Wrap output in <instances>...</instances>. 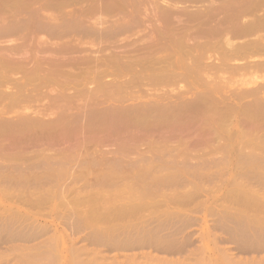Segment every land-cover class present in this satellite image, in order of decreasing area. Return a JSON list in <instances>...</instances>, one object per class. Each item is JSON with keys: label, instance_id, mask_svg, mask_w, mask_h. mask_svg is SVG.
Segmentation results:
<instances>
[{"label": "rangeland", "instance_id": "1", "mask_svg": "<svg viewBox=\"0 0 264 264\" xmlns=\"http://www.w3.org/2000/svg\"><path fill=\"white\" fill-rule=\"evenodd\" d=\"M263 22L264 0H0V252L264 264V91L227 99L264 90Z\"/></svg>", "mask_w": 264, "mask_h": 264}, {"label": "bare ground", "instance_id": "2", "mask_svg": "<svg viewBox=\"0 0 264 264\" xmlns=\"http://www.w3.org/2000/svg\"><path fill=\"white\" fill-rule=\"evenodd\" d=\"M263 23H264V22H263ZM260 24H261V22H260ZM260 24H258V25L260 26ZM248 25H249V24H248ZM253 25H254V24H253ZM230 26H231V25H230ZM251 26H252V24H251ZM254 26L257 27L256 25H254ZM226 27H227V26H226ZM238 28H239V26H238ZM238 28H236V29H238ZM244 28H245V27H244ZM252 28H253V27H252ZM261 28H262V26H261ZM239 29H240V28H239ZM262 29H263V28H262ZM233 30H234V29H233ZM247 30H248V29H247ZM250 30H251V29H250ZM252 30H253V29H252ZM254 30H255V29H254ZM234 31H235V30H234ZM241 31H243V30H241ZM241 31H240V32H241ZM225 32H226V31H225ZM230 32H232V31H230ZM236 32H237V31H236ZM240 32H239V33H240ZM247 33H248V32H247ZM247 33H246V34H247ZM250 33H251V32H250ZM237 35H238V33H237ZM240 35H241V34H240ZM242 35H243V33H242ZM240 37H241V36H240ZM226 38H227V37H226ZM227 39H228V38H227ZM252 39H253V38H252ZM231 41H232V40H231ZM233 41H234V40H233ZM242 41H243V40H242ZM246 42H247V40H246ZM152 43H153V42H152ZM228 43H229V42H228ZM230 43H231V42H230ZM242 43H243V42H242ZM247 43H248V42H247ZM212 45H213V44H212ZM237 45H238V43H237ZM243 45H244V44H243ZM226 46H227V44H226ZM254 46H256V45H254ZM235 47H236V46H235ZM251 47H252V46H251ZM258 47H259V46H258ZM258 47H257V49H258ZM262 47H264V46H262ZM243 48H244V47H243ZM259 48H260V47H259ZM232 49H233V47H232ZM246 49H247V48H246ZM257 49H256V51H258ZM236 50H237V49H235V52L237 53ZM217 51H219V50H217ZM233 51H234V50H233ZM239 51H240V50H239ZM247 51H248V50H247ZM259 51H260V50H259ZM261 51H262V50H261ZM214 52H215V51H214ZM224 52H225V51H224ZM248 53H249V52H248ZM225 54H226V53H224V55H225ZM227 54H229V53H227ZM254 54H255V53H254ZM201 55H202V54H201ZM217 55H218V54H217ZM224 55H223V57H224ZM245 55H246V54H245ZM250 55H251V54H250ZM252 55H253V54H252ZM260 55H261V54H260ZM199 56H200V55H199ZM228 56H229V55H228ZM234 56H235V55H234ZM234 56H233V57H234ZM247 56H248V55H247ZM258 56H259V55H258ZM200 57H201V56H200ZM219 57H220V56H219ZM225 57H226V56H225ZM238 57H239V56H238ZM242 57H243V56H242ZM248 57H249V56H248ZM254 57H255V56H254ZM259 57H260V56H259ZM221 58H222V57H221ZM229 58H231V57H229ZM255 58H256V57H255ZM199 59H200V58H199ZM199 59H198V60H199ZM232 59H233V58H232ZM236 59H237V58H236ZM256 59H257V58H256ZM21 60H22V59H21ZM191 60H192V58H191ZM237 60H238V59H237ZM241 60H242V59H241ZM247 60H248V59H247ZM193 61H194V60H193ZM242 61H243V60H242ZM194 62H195V61H194ZM260 62H261V61H260ZM21 63H22V61H21ZM57 63H58V62H57ZM198 63H199V61H198ZM216 63H217V62H216ZM241 63H242V62H241ZM241 63H240V64H241ZM53 64H54V62H53ZM59 64H60V63H59ZM192 64H193V63H192ZM233 64H234V63H233ZM262 64H263V66H264V63H263V62H261V65H262ZM40 65H42V64H40ZM196 65H197V64H196ZM203 65H204V64H203ZM207 65H208V64H207ZM211 65H212V64H211ZM220 65H221V63H220ZM223 65H224V63H223ZM227 65H228V64H227ZM230 65H231V64H230ZM250 65H252V64L250 63V64H249V67H250ZM261 65H260V66H261ZM52 66H53V65H52ZM59 66H60V65H59ZM209 66H210V65H209ZM241 66H242V65H241ZM244 66H245V65H244ZM41 67H42V66H41ZM55 67H57V66H55ZM196 67H198V66H196ZM196 67H195V68H196ZM199 67H200V66H199ZM201 67H202V66H201ZM216 67H217V66H216ZM218 67H219V65H218ZM230 67H231V66H230ZM230 67H228V68L230 69ZM25 68H27V67H25ZM31 68H32V67H31ZM35 68H36V67H35ZM51 68H53V67H51ZM211 68H212V67H211ZM244 68H245V67H244ZM45 69H46V68H45ZM49 69H50V68H49ZM197 69H198V68H197ZM242 69H243V68H242ZM248 69H249V68H248ZM37 70H38V69H37ZM41 70H43V69H41ZM41 70H40V71H41ZM50 70H51V69H50ZM52 70H53V69H52ZM56 70H57V69H56ZM202 70H203V69H202ZM257 70H258V69H257ZM27 71H28V70H27ZM42 72H43V71H42ZM42 72H41V73H42ZM162 72H163V71H162ZM206 72L208 73L209 70H208V71H205V73H206ZM210 72H211V71H210ZM210 72H209V73H210ZM33 73L36 74L35 71H34ZM203 73H204V72H203ZM195 74H196V73H195ZM254 74H255V73H254ZM49 75H50V74H49ZM153 75H154V74H153ZM153 75H152V76H153ZM159 75H161V74H159ZM162 75H163V74H162ZM203 75H204V74H203ZM209 75H210V74H209ZM257 75H258V74H257ZM54 76H55V75H54ZM157 76H158V75H157ZM200 76H201V75H200ZM4 77H5V76H4ZM4 77H3V78H4ZM39 77H40V76H39ZM39 77H38V78H39ZM45 77H46V76H45ZM49 77H50V76H49ZM162 77H163V76H162ZM164 77H165V76H164ZM195 77H196V76H195ZM201 77H202V76H201ZM253 77H254V76H253ZM57 78H58V77H57ZM14 79H15V78H14ZM47 79L49 80V78H47ZM153 79H154V78H153ZM251 79H252V78H251ZM145 80H146V79H145ZM206 80H207V79H206ZM0 81L2 82V80H0ZM5 81H6V80H5ZM153 81H154V80H153ZM56 82H57V81H56ZM203 82H204V81H203ZM49 83H50V82H49ZM52 83H53V82H52ZM125 83H126V82H125ZM208 83H209V82H208ZM250 83H251V82H250ZM1 84H2V83H1ZM248 84H249V82H248ZM259 87H260V86H259ZM36 88H37V87H36ZM255 88H256V87H255ZM257 88H258V87H257ZM39 89H40V88H39ZM253 89H254V88H253ZM35 90H36V89H35ZM0 91H1V90H0ZM55 91H56V90H55ZM96 91H98V90H96ZM262 91H264V90H238V91H235V92H234V90H233V92H232L230 95H227V99H228V101L230 102V108H231V107H237V108L240 109L241 107H243L242 104H241V106H240V101L242 100V99H241L242 97L245 98V97H244L245 94H252L253 97H254V95L257 96V95L261 94ZM6 92H7V91H6ZM10 92H11V91H10ZM50 92H51V91H50ZM58 92H59V90H58ZM92 92H93V91H92ZM125 92H126V91H125ZM178 92H179V91H178ZM1 93H2V92H1ZM3 93H4V92H3ZM35 93H36V92H35ZM48 93H49V92H48ZM55 93H56V92H55ZM113 93H114V92H113ZM127 93H128V92H127ZM181 93H182V92H181ZM206 93H207V92H206ZM206 93H205V94H206ZM50 94H52V93H50ZM90 94H91V93H90ZM125 94H126V93H125ZM177 94H178V93H177ZM195 94H196V93H195ZM199 94H201V93H199ZM205 94H204V95H205ZM4 95H5V94H4ZM58 95H59V94H58ZM92 95H93V94H92ZM196 95H198V93H197ZM26 96H27V95H26ZM39 96H40V95H39ZM39 96H37V97H39ZM50 96H51V95H50ZM60 96H61V95H60ZM202 96H203V95H202ZM210 96H211V95H210ZM212 96H213V95H212ZM22 97H23V96H22ZM22 97H21V98H22ZM48 97H49V96H48ZM93 97H94V96H93ZM0 98H1V97H0ZM29 98H30V97H29ZM41 98H42V97H41ZM57 98H58V97H57ZM204 98H205V97H204ZM259 98H260V97H259ZM261 98H263V97H261ZM261 98L258 99V100H261ZM2 99H3V97H2ZM199 99H200V98H199ZM201 99H202V98H201ZM209 99H210V97H209ZM252 99H253V98H252ZM263 99H264V98H263ZM5 100H6V99H5ZM41 100H42V99H41ZM46 100H47V99H46ZM59 100H60V99H59ZM105 100H106V99H105ZM206 100H207V99H206ZM211 100H212V99H211ZM250 100H251V99H250ZM250 100H249V101H250ZM97 101H98V100H96V102H97ZM99 101H101V100H99ZM196 101H197V100H196ZM196 101H195V102H196ZM198 101H199V100H198ZM22 102H23V101H22ZM32 102H33V101H32ZM32 102H31V103H32ZM219 102H220V101H219ZM250 102H251V101H250ZM252 102L255 103V102H254V99H253ZM252 102H251V103H252ZM262 102H263V101H262ZM31 103H30V104H31ZM45 103H46V102H45ZM90 103H91V102H90ZM169 103H170V102H169ZM193 103H194V102H193ZM206 103H207V102H205V104H206ZM211 103H212V101H211L210 103H208V106H210L209 104H211ZM215 103H216V101H215ZM220 103H221V102H220ZM241 103H242V102H241ZM243 103H244V102H243ZM247 103H248V102H247ZM257 103H258V104H259V103L261 104V102H257ZM263 103H264V102H263ZM263 103H262V104H263ZM10 104H11V103H10ZM19 104H20V103H19ZM32 104H33V103H32ZM197 104H198V102H197ZM213 104H214V103H213ZM213 104H211V106H212ZM244 104H246V103H244ZM248 104H249V103H248ZM255 104H256V103H255ZM258 104H257V105H258ZM260 104H259V105H260ZM36 105L38 106V104H36ZM46 105H47V104H46ZM92 105H93V104H92ZM97 105H98V104H97ZM199 105H201V104H199ZM249 105H251V104H249ZM259 105H258V106H259ZM7 106H8V105H7ZM48 106H49V105H48ZM140 106H141V105H140ZM152 106H153V102H152ZM161 106H162V104H161ZM161 106H160V107H161ZM195 106H196V105H195ZM197 106H198V105H197ZM201 106H202V105H201ZM204 106H205V105H204ZM224 106H226V105H224ZM263 106H264V105H263ZM40 107H41V106H40ZM128 107H129V105H128ZM199 107H200V106H199ZM222 107H223V104H222ZM254 107H255V106H254ZM260 107L262 108V110H264V107H262V106H260ZM37 108H38V107H37ZM124 108H125V107H124ZM134 108H135V107H134ZM151 108H152V107H151ZM218 108H219V107H218ZM225 108L227 109V107H225ZM247 108H248V106H247ZM256 108H257V106H256ZM261 108H260L259 110H261ZM25 109H26V108H25ZM42 109H43V107H42ZM142 109H143V108H142ZM206 109H207V108H206ZM206 109H205V110H206ZM208 109H209V108H208ZM208 109H207V111H208ZM210 109H211V108H210ZM214 109H216V110L218 111L217 108H214ZM233 109H234V108H232V111H233ZM245 109H246V108H245ZM26 110H27V109H26ZM26 110H25V111H26ZM40 110H41V109H40ZM146 110H147V109H146ZM153 110H154V109H153ZM155 110H156V109H155ZM203 110H204V109H203ZM211 110H212V109H211ZM216 110H215V111H216ZM246 110H247V109H246ZM249 110H252V109L248 108V110H247L246 112H248ZM257 110H258V109H257ZM35 111H37V110H35ZM123 111H124V110H123ZM125 111H126V110H125ZM151 111H152V110H151ZM207 111H206V113H208ZM209 111H210V110H209ZM215 111H213V112H215ZM220 111H221V110H220ZM243 111H244V110H243ZM253 111H255V110L253 109ZM37 112H38V111H37ZM152 112H153V111H152ZM210 112H212V111H210ZM240 112L242 113V109H241ZM251 112H252V111H249V114H250ZM26 113H27V112H26ZM40 113H41V112H40ZM43 113H44V112H43ZM43 113H42V114H43ZM215 113H217V112H215ZM218 113H219V112H218ZM221 113H223V112H221ZM221 113H220V114H221ZM241 113H240V115H241ZM257 113H259V112L257 111L256 114H257ZM261 113H262V111L260 112V115H261ZM263 113H264V112H263ZM263 113H262V116H263ZM29 114H31V113H29ZM130 114H131V113H130ZM136 114H137V113H136ZM140 114H141V113H140ZM201 114H203V113H201ZM209 114H210V113H209ZM220 114H219V115H220ZM246 114L248 115V113H246ZM254 114H255V113H254ZM211 115H212V114H211ZM215 115H216V114H215ZM215 115H214V117H215ZM223 115H225V113H224ZM247 115H246V116H247ZM252 115H253V113H251V117H252ZM124 116H125V115H124ZM141 116H142V114H141ZM147 116H148V115H147ZM195 116H197V115H195ZM198 116H199V115H198ZM229 116H230V114H229ZM249 116H250V115H249ZM258 116H259V114H258ZM40 117H41V116H40ZM138 117H139V116H138ZM216 117H217V115H216ZM222 117H223V116H222ZM263 117H264V116H263ZM210 118H211V117H210ZM217 118H218V117H217ZM249 118H250V117H249ZM259 118H261V117H259ZM240 119H241V118H240ZM250 119H251V118H250ZM253 119H256V115L253 116ZM253 119H252V120H253ZM257 119H258V117H257ZM29 120H30V119H29ZM40 120H41V119H40ZM261 120H262V119H261ZM34 121H35V120H34ZM244 121H245V120H244ZM133 122H134V121H133ZM191 122H192V121H191ZM204 122H206V121H204ZM207 122H208V121H207ZM246 122H247V121H246ZM257 122H258V121H257ZM257 122H255V123H257ZM259 122H260V121H259ZM259 122H258V123H259ZM242 123H243V122H242ZM33 124H34V123H33ZM239 124H240V122H239ZM252 124H253V123H252ZM6 125H7V124H6ZM95 125H96V124H95ZM255 125H256V124H255ZM0 126H1V125H0ZM16 126H17V125H16ZM95 127H96V126H95ZM98 127H99V125H98ZM98 127H97V128H98ZM155 127H156V126H155ZM241 127H242V126H241ZM248 127H249V126H248ZM256 127H260V126H256ZM261 127H262V126H261ZM3 128H4V127H3ZM101 128H102V127H101ZM148 128L151 129V127H148ZM210 128H211V127H210ZM250 128H251V126H250ZM252 128H253V127H252ZM16 129H17V128H16ZM94 129H95V128H94ZM99 129H100V128H99ZM103 129H104V128H103ZM111 129H112V128H111ZM113 129H114V128H113ZM155 129H156V128H155ZM189 129H190V128H189ZM193 129H194V128H193ZM238 129H239V128H238ZM261 129H262V128H261ZM148 130H149V129H148ZM148 130H147V131H148ZM187 130H188V129H187ZM249 130L252 131V129H249ZM18 131H19V130H18ZM94 131H96V130H94ZM105 131H106V130H105ZM107 131H108V130H107ZM110 131H112V130H110ZM151 131H153V130H151ZM191 131H192V130H191ZM202 131H204V130L202 129ZM206 131H207V129H205V132H206ZM216 131H218V130H216ZM98 132H101V130L98 131ZM103 132H104V131H103ZM112 132H113V131H112ZM154 132H155V131H154ZM154 132H152V133H154ZM192 132H193V131H192ZM209 132H213V133H214V130H213V131H210V130H209ZM241 132H244V131L241 130ZM247 132H248V131H247ZM255 132H258V131H255ZM106 133H107V132H106ZM108 133H109V132H108ZM193 133H194V132H193ZM215 133H216V132H215ZM217 133H218V132H217ZM18 134H19V133H18ZM95 134H96V133H95ZM101 134H103V133H101ZM210 134H211V133H210ZM263 134H264V133H263ZM99 135H100V133H99ZM107 135H108V134H107ZM149 135H150V134H149ZM245 135H246V134H245ZM256 135H257V134H256ZM103 136L105 137V135H103ZM243 136H244V135H243ZM260 136H261V135H260ZM263 136H264V135H263ZM19 137H20V136H19ZM96 137L98 138L97 135H96ZM101 137H102V136H101ZM14 138H15V137H14ZM94 138H95V137H94ZM97 138H96V139H97ZM99 138H100V137H99ZM107 138H108V137H107ZM260 138H261V137H260ZM101 139H102V138H101ZM192 139H193V138H192ZM192 139H191V140H192ZM215 139H216V138H215ZM215 139H214V140H215ZM254 139H255V138H254ZM257 139H258V138H257ZM16 140H17V139H16ZM102 140H103V139H102ZM102 140H100V141H102ZM198 140H199V139H198ZM207 140H208V139H207ZM255 140H256V139H255ZM209 141H210V140H209ZM212 141H213V140H212ZM20 142H21V141H20ZM192 142H193V141H192ZM192 142H191V144H192ZM194 142H195V141H194ZM204 142H207V141L205 140ZM245 142H246V141H245ZM245 142H244V143H245ZM248 142L250 143V141H248ZM257 142H258V141H257ZM259 142H260V141H259ZM261 142H262V141H261ZM18 143H19V142H18ZM238 144H239V143H238ZM263 144H264V143H263ZM5 146H6V145H5ZM256 147H259V146H256ZM263 147H264V146H263ZM252 148H253V147H252ZM263 149H264V148H263ZM263 149H262V150H263ZM251 150H252V149H251ZM1 151H3V150H1ZM1 151H0V154L3 153V152L1 153ZM2 155H3V154H2ZM0 226H1V225H0ZM42 227H43V226H42ZM0 230H2L1 227H0ZM40 230H41V229H40ZM46 230H48V229H46ZM32 231H33V230H32ZM38 231H39V230H38ZM43 231H44V230H43ZM0 232H1V231H0ZM24 232H25V231H24ZM27 232H29V231H27ZM39 232H41V231H39ZM48 232H49V231H48ZM2 233H3V232H2ZM32 233H33V232H32ZM35 233H36V232H35ZM46 233H47V232H46ZM46 233H45V234H46ZM0 234H1V233H0ZM15 234L17 235V233H15ZM15 234H14V235H15ZM20 234H21V233H20ZM20 234H19V235H20ZM33 234H34V233H33ZM36 234H37V233H36ZM36 234H35V235H36ZM40 234H41V233H40ZM3 235H4V234H3ZM6 235H7V234H6ZM14 235H13V236H14ZM19 235L15 236V237L18 238ZM0 236H1V235H0ZM8 236H9V235H8ZM20 236H21V235H20ZM23 236H24V235H23ZM28 236H29L28 238H30L31 235H28ZM54 236H55V235H54ZM34 237H35V236H34ZM16 238H15V239H16ZM21 238H23V237H21ZM6 239H7V238H6ZM18 239H20V238H18ZM0 240H2V238H0ZM11 240H12V239H11ZM53 240H55V238H54ZM142 240H144V239H142ZM4 241H5V240H4ZM4 241H3V242H4ZM16 241H17V240H16ZM24 241H25V240H24ZM139 241H140V240H139ZM147 241H149V240H147ZM1 242H2V241H1ZM7 242H8V240H7ZM26 242H27V241H26ZM41 242H42V241H41ZM137 242H138V240H137ZM141 242H142V241H141ZM141 242H140V243H141ZM13 243H15V242H13ZM134 243H135V241H134ZM134 243H133V244H134ZM144 243H146V242L144 241ZM154 243H155V242H154ZM1 244H2V243H1ZM5 244H7V243H5ZM109 244H110V243H109ZM112 244H113V243H112ZM112 244H111V245H112ZM133 244H132V245H133ZM136 244H137V243H135V245H136ZM141 244H142V243H141ZM148 244H150V243H148ZM45 245H46V244H45ZM138 245L140 246V244H138ZM152 245H153V243H152ZM156 245H157V244H156ZM7 246H8V245H7ZM31 246H32V245H31ZM51 246H52V245H51ZM53 246H54V245H53ZM109 246H110V245H109ZM142 246H144V245H142ZM12 247L14 248V247H17V246H12ZM12 247H10V248H12ZM27 247H29V246H27ZM155 247H156V246H155ZM157 247H159V246H157ZM157 247H156L155 249H157ZM241 247H242V246H241ZM29 248H30V247H29ZM245 248H246V247H245ZM5 249H6V248H5ZM33 249H34V248H33ZM164 249H165V248H164ZM167 249H168V248H167ZM242 249H244V247H242ZM7 250H8V249H7ZM7 250H4V251H7ZM30 250H31V249H30ZM53 250H54V249H53ZM72 250H73V249H72ZM74 250H75V249H74ZM157 250H158V249H157ZM160 250H161V249H160ZM175 250H176V249H175ZM0 251H3V250L0 249ZM8 251H9V250H8ZM10 251L13 252V250H10ZM166 251H167V250H166ZM178 251H179V250H178ZM223 251H224V250H223ZM49 252H50V251H49ZM70 252H71V251H70ZM74 252H75V251H74ZM179 252H180V251H179ZM182 252H183V251H182ZM190 252H191V251H190ZM5 253H6V252H5ZM5 253L0 252V263L4 264V263H7V262L9 263L10 261L15 262V261L19 260V259H18V257H19V256H18L19 253H18L17 257H16V255L13 256L14 253H13V255H12L11 252H10L11 254L8 252L9 255H8V253H6V254H5ZM72 253H73V252H72ZM72 253H70V254H72ZM221 254H222V253H221ZM25 255H26V254H25ZM27 255H28V254H27ZM29 255H30V254H29ZM50 255H51V254H50ZM57 255H58V254H57ZM140 255H141V254H140ZM191 255H192V254H191ZM54 256H55V255H54ZM222 256H223V255H222ZM141 257H142V256H141ZM19 258H20V257H19ZM21 258H22V257H21ZM25 258H27V257H25ZM51 258H52V257H51ZM27 259H28V258H27ZM31 260H32V259H31ZM31 260H30V261H31ZM155 260H156V259H155ZM255 260H256V259H255ZM258 260H259V259H258ZM262 260H263V259H262ZM228 261H229V260H228ZM241 261H242V260H241ZM243 261H244V260H243ZM247 261H248V260H247ZM17 262H19V261H17ZM178 262H179V261H178ZM178 262H177V263H178ZM237 262H238V261H237ZM243 263H244V262H243ZM254 263H255V261H254ZM15 264H16V262H15ZM140 264H141V263H140ZM142 264H143V263H142ZM229 264H230V263H229ZM241 264H242V263H241ZM252 264H253V262H252ZM260 264H261V263H260Z\"/></svg>", "mask_w": 264, "mask_h": 264}]
</instances>
